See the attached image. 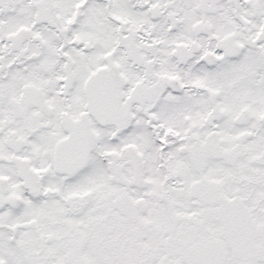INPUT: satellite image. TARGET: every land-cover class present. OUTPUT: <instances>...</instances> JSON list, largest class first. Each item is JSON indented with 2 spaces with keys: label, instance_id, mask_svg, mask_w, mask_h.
Instances as JSON below:
<instances>
[{
  "label": "snow or ice",
  "instance_id": "obj_1",
  "mask_svg": "<svg viewBox=\"0 0 264 264\" xmlns=\"http://www.w3.org/2000/svg\"><path fill=\"white\" fill-rule=\"evenodd\" d=\"M0 264H264V0H0Z\"/></svg>",
  "mask_w": 264,
  "mask_h": 264
}]
</instances>
